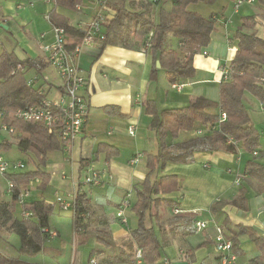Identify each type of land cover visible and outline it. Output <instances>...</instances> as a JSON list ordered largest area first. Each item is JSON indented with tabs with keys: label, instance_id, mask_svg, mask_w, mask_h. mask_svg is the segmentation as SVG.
<instances>
[{
	"label": "crops",
	"instance_id": "crops-1",
	"mask_svg": "<svg viewBox=\"0 0 264 264\" xmlns=\"http://www.w3.org/2000/svg\"><path fill=\"white\" fill-rule=\"evenodd\" d=\"M0 1L2 2L0 4V26H5L7 33H10L12 28V15H14L8 1H12L15 7L18 4L24 6L23 9L18 10L21 12H16V16L20 20L19 25L23 29L30 23L27 16L30 15L29 11L33 8L26 5H30L34 1L48 6L43 13L54 8L70 23L76 24L80 28L84 26L83 29L98 16L90 18L88 16L91 14L90 12H83L85 9L83 2L80 9L74 11L55 6L52 1L48 2L47 0ZM253 4L248 5L253 6ZM105 8L107 10L103 11L106 13L100 14L103 18V23L99 22L102 32H105V25L114 14L112 9L106 6ZM160 8H162L161 11ZM170 9L171 4L169 3L155 5L151 17L156 22L161 17L160 12L166 15ZM64 11L72 14V21L68 19V14ZM255 12L256 15L260 14V11ZM232 13L234 16L239 14V11L237 13L232 11ZM216 17L219 20L217 15ZM232 17L226 18L224 14L221 15L222 22H217L210 35L208 45L193 57L194 75L191 78L176 81L184 82V88L188 85L184 95L182 92L181 95H168L167 87H171V83L167 73L164 69L156 66L157 71L153 74V54L149 49L144 50L143 47L138 46L131 38L127 39L125 44H108L103 47L94 43L82 47L79 52L76 65L86 78V86L83 88L82 94L88 102V117L82 132L67 146L57 149L60 152H54V150L47 154L44 169L49 174L46 188H55L53 193L55 200L57 196L62 197L63 193H66L64 196L69 203L81 193H85L88 198V212L85 215V220L89 230L83 232L82 235H75L72 231L74 236L72 242L75 241L73 244L83 243L87 237L92 239V243L94 242L95 247H92L87 257V264H89L90 258H94L96 264H127L107 262L109 256L119 249L126 252L135 249L130 231L137 226V217L132 211V205L136 200V190L139 189L140 183L147 176L148 157L156 155L159 150L160 139L155 129L150 126L151 115L145 112V103L149 100L154 101L157 111L160 112L166 108L184 106L197 96L207 98L202 89H195L193 85L207 84V82H215L219 85V67L229 64L236 51L230 37ZM47 22L51 26L48 20ZM237 25L242 27L240 19ZM41 26L44 33L40 34H43L44 37L41 39L39 35L34 40V44L25 46L26 49H22L24 56L21 59L46 56L44 51L39 49L40 43L51 42L53 33L51 27H46L43 23ZM241 29L237 27L236 30ZM176 43L178 50L180 45L178 39ZM34 49L41 52L36 54ZM11 51L15 52L14 49ZM59 85L56 86V89ZM243 102L251 122L259 132L258 146L254 149L257 152L256 155L253 152H247L240 146L236 148V152L232 153L223 151L194 152L184 162H166L162 166L159 164L154 172V177L172 174L176 175L178 179V186L174 191L157 195L161 198L178 201L177 206L168 207L162 204L156 211L154 208L152 211L156 212L158 216V221L152 217L151 224L162 246L161 253L165 264H218V253L214 246L215 227L218 225H224L228 236L235 238L236 257L232 264H249L252 258L261 256L260 249L250 240L249 234L254 233L264 237V192L258 190L260 180L252 173H247L246 168L248 162L264 164V91L262 98L245 91ZM130 126L133 127L132 134L129 133ZM200 126L201 124H197L193 131L181 130L176 136L167 135L166 144L171 148H179L186 139L196 136L194 131ZM183 132L190 136L187 134L181 136ZM12 141H15L13 135L0 134V143H2L0 151L10 149ZM99 144H106L116 149L117 153L110 157H107L105 150L97 153ZM51 153H55L53 155H56V161H50L48 156ZM134 157H136L135 161L131 162ZM89 166H93L102 174L103 182L100 185L87 187L86 184L79 182L80 173L83 170L86 171ZM237 177L239 178L238 184L235 183ZM37 182L39 183L38 180ZM46 188L38 189L40 192H44ZM5 192L7 198H10L7 188ZM241 192L246 195L244 208L232 203ZM38 196L40 197L38 200L49 202L45 197V199L42 197L41 193ZM8 200L0 202L3 205ZM123 201L128 203L123 205ZM120 208L123 211L124 220L116 215ZM173 208H178L179 212L174 214ZM67 209L72 212L70 205L64 210ZM179 215H191L195 221L207 222V226L201 231L182 232L181 228L173 223ZM240 226L246 228L247 232H241ZM94 229L104 230L107 234L106 239L111 245L106 246L97 240L93 234ZM54 232L56 235L52 237L58 235L56 231ZM99 234L102 235L101 232ZM243 237H246L252 246L245 247ZM75 249L72 248L73 262L76 261L77 251ZM92 253H95L96 257H91Z\"/></svg>",
	"mask_w": 264,
	"mask_h": 264
},
{
	"label": "trees",
	"instance_id": "trees-1",
	"mask_svg": "<svg viewBox=\"0 0 264 264\" xmlns=\"http://www.w3.org/2000/svg\"><path fill=\"white\" fill-rule=\"evenodd\" d=\"M207 0H148L153 5L169 2L171 9L158 21H154L148 15L145 5L140 4V10L134 11L125 7V0H105L104 5L114 11L112 18L105 25V37L100 39L95 36L92 44H100L101 47L108 44H125L131 38L138 46L148 49L154 56L153 74L157 71L156 61L159 67L164 69L170 83L180 79H188L194 75L193 57L200 53L210 41V35L218 22L216 15L205 17L200 13L188 10V5ZM209 1V0H208ZM261 10L260 14L242 16V29L236 30L231 41L235 43L234 58L228 64L230 75L227 80H221L218 85V100L212 101L203 96L194 97L186 105L174 108H166L157 111L155 102L146 101L145 112L151 115L150 126L155 129L160 139L159 150L156 155H150L147 160L148 173L136 190V200L132 205V211L137 217V226L130 231L135 249L126 252L117 250L109 256L107 263L137 264L136 251L140 250L141 264H165L161 244L158 240L153 225L152 217L158 221V216L153 213L164 204L175 207L178 201L161 198L157 195L174 191L178 186L176 175H163L154 177L158 165L166 162H184L194 152H236V147L227 144L225 135H231L240 141V147L247 152H253L258 146L259 132L251 122L247 108L243 102V93L262 98L264 83V37L257 35L255 29L257 17L264 18V0H256ZM55 6L70 10H79L82 0H52ZM79 7V8H78ZM162 8H160L161 11ZM48 21L51 26L64 30L65 42L68 49L80 45L87 35V29L70 23L64 16L53 8L48 13ZM151 34V35H149ZM172 35L180 42L178 51L167 46V37ZM50 66L46 56L19 58L15 52L6 51L0 53V123L13 128V135L17 149L26 155L35 158V168L28 171H14L4 173L6 181L12 183L10 202L1 207L5 220L10 222V230L20 240L19 252L34 255L42 251V239L50 237L49 214L55 203L44 200L25 201L21 195L32 180H38V188L44 190L47 186L49 174L44 167L47 162V154L60 149L63 142L48 131V128L39 121L22 120L15 116L18 109H24L40 103L46 97L42 85L36 82L43 78V72ZM32 71L33 78L28 79L27 73ZM31 80V83L28 82ZM179 83V82H177ZM225 112L226 118L219 124V130L201 136L186 139L175 151L166 144V136H176L181 130L193 131L197 124L215 123L218 121L219 112ZM2 143H0V146ZM105 150L107 157L117 153L116 149L106 144H99L97 153ZM157 165V166H156ZM249 166V169H248ZM247 173H252L260 180L258 190L264 192V164L248 162ZM21 200V201H20ZM18 201H20L18 203ZM88 198L85 193L78 194L70 202L72 207V231L75 235L87 232L88 223L85 215L88 212ZM238 207L244 208L246 195L241 192L232 202ZM20 206V216L13 217L15 205ZM22 212L30 213V216H22ZM157 216V217H156ZM195 219L191 215H179L173 221L181 228L182 232L195 230ZM223 227L224 225H218ZM241 232L247 229L240 226ZM203 230V229H202ZM226 235V228L224 226ZM92 233V230H90ZM196 231V230H195ZM102 233L99 234V233ZM240 233V232H239ZM93 234L110 246L106 239V232L94 229ZM238 235V234H237ZM250 240L257 245L261 256L254 257L249 264H264V237L250 233ZM229 237V236H228ZM236 248L235 238L229 237ZM6 237L0 236V264H35L27 263L21 259L9 257L2 252Z\"/></svg>",
	"mask_w": 264,
	"mask_h": 264
},
{
	"label": "rangeland",
	"instance_id": "rangeland-1",
	"mask_svg": "<svg viewBox=\"0 0 264 264\" xmlns=\"http://www.w3.org/2000/svg\"><path fill=\"white\" fill-rule=\"evenodd\" d=\"M147 1L148 0H125V7L130 10L138 11L140 10V6L138 5L143 3V5H145L146 7L148 15L153 16L154 5L152 2H150L149 5H147ZM82 2L85 8L83 12H86V13L90 12L91 14H88L90 18L96 15H98L97 17H99L100 14L106 13V11H103V10H107L104 4L102 3L103 0H83ZM165 3L168 4L169 2H165ZM0 4H2L1 1H0ZM8 5L11 6V8L13 9V13H14V15H12L13 17L12 18L13 21L11 24L12 28L10 30V33H7V31L5 30V27L0 26V53L3 52L5 49L7 51H11L12 49H14L15 53L19 56V58H22L24 56V54L22 53V49H26L25 46L27 45L29 46L32 43L34 44V40L38 38L39 35H41L40 33H44L43 32L44 29L42 28L41 23H43L46 27L49 26L45 18L48 12L43 13L44 9H46L48 6L35 3V1L30 5H26V6L33 7V8L30 9L29 11L30 15L27 16V19L28 21H30V23L27 26H25L23 29L19 25L20 20L17 18L16 12H18V10L23 9L24 6L15 7V4L13 5L12 1H8ZM233 5H234L233 0H209V1L207 0L203 2L189 4L187 8L188 10H191V11H195V12L198 11L197 13H200L201 15L205 17H210L211 15H217L219 17L218 22H222L221 15L224 14L226 18H230L233 16L232 15ZM257 8H259L257 2H254L253 6L248 5L246 3L241 4L240 9H239V14H236L232 17L233 24L232 25L230 24V31L232 32L230 34L231 39L237 27L239 29L242 28V27L240 28L237 25V22L240 19V17L251 15V14H256L255 11H260L261 13L260 8L259 10H257ZM64 12L68 14V17H69L68 19L72 21L71 19L72 14L68 11H64ZM97 21H99L100 23H103V18H101V15H100V19L98 18ZM50 27L51 26H49V28ZM82 28H84V26ZM255 29L257 31V35H259L260 37H264V18L262 17V15L257 18V24H256ZM51 30H52V27H51ZM176 42H177L176 37L172 35H168V42H167L168 47H171L177 50ZM41 44H44V43H40V45ZM40 50L37 51L34 49L36 54L42 51ZM159 73L161 74L160 70H159ZM33 75L34 73L32 71H29L27 73V78L28 79L33 78ZM182 83L185 84L184 82ZM40 84L42 85L43 91L47 93L48 98L54 99L56 97V94H57L56 86L60 84V79L58 78L56 71L52 66H49L43 72V78H41L40 80L36 82V85H40ZM193 87L195 89H202L203 92L206 93L208 99L212 101L218 100L219 93H218L217 83L207 82V84L201 83L199 85H193ZM187 89H188V85H186L185 88L183 86L180 91H175L170 86L167 87L169 96H172V95L176 96V94L181 95V92H182V95H184ZM186 134L187 133L183 132L181 136H184ZM194 135H195V132H194ZM187 136H190V134H187ZM10 145H11L10 149L2 150L0 151V153L3 156V158L7 161L16 160V161H21L23 163L24 165L23 168L15 170L16 172L28 171V170H32L35 168V158L33 156L21 153L17 149L15 141H12ZM172 149H174L175 151H178L176 147H173ZM54 152H60V151L55 150ZM53 154L51 153V155L48 156L50 158V161L52 162L56 161L57 159L56 155H53ZM85 173H86L85 170H83L80 173L79 182L81 184L83 183V178H84ZM37 183H38L37 180L34 179L28 184L27 188H29V190L25 189L23 191L22 193L23 199L25 201H32V200L40 198L38 194L41 193L42 197L43 198L45 197L50 203L52 204L55 203L52 209V212L49 214V222H50L51 229L53 231H56L58 235L56 237H52V236L47 237V238L44 237L42 239L43 241L42 251L37 254L28 255V254L19 252L18 250L20 246L19 237L15 233L11 232L10 227H9L10 222L5 220V216L1 212L2 204L0 202V236L6 237L5 246H2L1 251L7 254L9 257L21 259L27 263L87 264V257L90 251L92 250V247H95L94 242L92 243V239H90V237L89 238L87 237V239H85L83 243L73 244L75 243V241L72 242V239L74 236L72 234V212L71 210L62 209L59 203L56 202L55 195L53 194L55 188L47 187L44 192H40L39 189L37 188L38 187ZM86 186L88 187L89 185L86 184ZM6 188H7V183L3 175L0 174V201L9 199L7 202L9 204L11 196L10 198H7L8 196L6 195V192H5ZM26 192H27V195L25 196L24 194ZM63 194L66 195V193H63ZM64 195H62V197L65 199L66 197ZM19 202L20 201H18V203ZM20 213H21L20 206L19 204H16L15 211L13 212V217L20 216ZM242 239H244L245 241L244 243L245 247L248 248V246H252L250 241L246 237H243ZM72 248H76L75 250L77 251L76 256H75L76 258L75 262H73L74 258L72 255ZM94 256L96 257L95 253H92L91 257H94Z\"/></svg>",
	"mask_w": 264,
	"mask_h": 264
},
{
	"label": "built area",
	"instance_id": "built-area-1",
	"mask_svg": "<svg viewBox=\"0 0 264 264\" xmlns=\"http://www.w3.org/2000/svg\"><path fill=\"white\" fill-rule=\"evenodd\" d=\"M48 2L52 0H47ZM233 12L237 13L242 3L253 4L256 0H233ZM32 4V2L30 3ZM22 4H18L17 7H21ZM79 8V7H78ZM48 20V15L45 16ZM96 18L92 23L87 25V35L83 38L80 45H76L73 49H68L65 42L64 30L59 27L51 26L53 32V39L50 43H44L40 45V49L46 54V58L52 66L58 78L60 79V85L57 88V94L54 99L44 97L40 103L31 105L24 109H18L15 112V116L22 120H32L42 122L49 132L56 134V136L63 142V146H67L71 140L78 136L84 127L89 113V106L86 97L82 94L83 88L86 86V78L82 74L80 68L76 65V58L81 51L82 47L92 44L96 35L100 39H103L105 35L100 30V24ZM151 35V34H149ZM43 34L40 35L42 39ZM144 50H148V44L143 47ZM220 81L227 80L230 75V68L228 64L219 67ZM31 83V80H28ZM264 83V79L262 80ZM185 84L183 83H171V88L180 91ZM226 118L225 112H219L218 121L215 123H206L198 127L194 132L196 136H201L207 133H211L215 130H219V124ZM14 134L13 128L8 127L5 124L0 123V134ZM129 133H133V127H129ZM227 144L234 147L240 146V141L233 138L231 135H225ZM256 155L257 152L253 151ZM134 157L131 162H134ZM21 161H7L0 153V174L14 172L17 169L23 168ZM110 178V175H108ZM103 182L102 174L99 170L93 166H89L86 169V173L83 178V183L87 185L97 186ZM239 178L235 179V183L238 184ZM12 183L7 181V192H11ZM27 195V192L24 194ZM23 195H21V199ZM21 201V200H20ZM56 202L59 203L63 209L67 208L70 203L67 199L61 196L56 197ZM128 202L123 201V205ZM173 213L179 212L178 208H173ZM30 213L22 212V216H30ZM116 215L123 219L122 209H118ZM195 230L201 231L206 228L207 222L196 221ZM54 231L49 232V236H55ZM214 246L218 253V264H232L235 261V252L233 251V243L231 239L226 235L223 227L216 226L214 234ZM136 262L140 263V250L136 251ZM89 264H96L94 258L89 259Z\"/></svg>",
	"mask_w": 264,
	"mask_h": 264
},
{
	"label": "water",
	"instance_id": "water-1",
	"mask_svg": "<svg viewBox=\"0 0 264 264\" xmlns=\"http://www.w3.org/2000/svg\"><path fill=\"white\" fill-rule=\"evenodd\" d=\"M2 26H3V25H2ZM3 27H5V26H3ZM156 66L159 67V63H158V62H156Z\"/></svg>",
	"mask_w": 264,
	"mask_h": 264
}]
</instances>
